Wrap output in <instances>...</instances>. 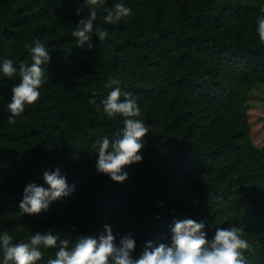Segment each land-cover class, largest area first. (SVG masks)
Instances as JSON below:
<instances>
[{"label":"trees","instance_id":"16d2710c","mask_svg":"<svg viewBox=\"0 0 264 264\" xmlns=\"http://www.w3.org/2000/svg\"><path fill=\"white\" fill-rule=\"evenodd\" d=\"M124 2L132 14L108 24L99 12L95 27L108 36L93 34L92 47H81L71 31L87 15L77 12L83 0H0V57L30 63L27 45L37 37L51 55L39 99L13 123L7 104L19 75L0 79V231L19 240L53 229L74 240L108 223L114 234L134 235L138 257L148 240L170 244L175 219L191 217L209 237L217 226H243L249 264H264V146L252 139L249 114L264 86L256 33L264 0ZM112 75L151 127L142 161L126 166L123 182L96 169L95 140L123 126L102 111ZM56 166L75 186L50 205L62 214L22 216L24 187L47 186L43 173Z\"/></svg>","mask_w":264,"mask_h":264},{"label":"clouds","instance_id":"9594fccd","mask_svg":"<svg viewBox=\"0 0 264 264\" xmlns=\"http://www.w3.org/2000/svg\"><path fill=\"white\" fill-rule=\"evenodd\" d=\"M81 10L87 15L71 31L74 43L81 47L86 42L92 47L93 34L101 41L108 36L107 29L95 27L99 12L104 13L99 18L108 24H118L133 12L124 0H114L110 7L107 0H83L82 9H77L78 14ZM256 33L264 41V12L256 17ZM27 52L31 62L26 58L19 62L18 67L12 58L0 57V79L19 75V82L12 87V100L7 104L11 113L7 118L9 123L15 122L16 117L24 112L26 104L39 99L45 79L42 66L51 60L49 48L39 37L27 45ZM121 84L119 75L110 76V90L101 105L108 118L123 117V126L112 136L103 135L94 142L98 153L97 171L110 175L117 182L128 178L127 165L142 161V138L151 131L150 125L138 118L141 108L134 94ZM43 179L47 186L31 182L24 187L19 201L22 216L47 211L53 201L75 191V186L69 184L59 166L45 170ZM205 227L204 221L191 217L177 218L170 226L171 243L148 240L138 257L133 255L137 244L134 235L131 232L114 234L108 223L103 225L99 234L79 233L74 240L53 229L31 231L26 238L14 240V236L5 229L0 231V264H36L48 249H55V253L54 257L47 259V264H249L245 250L250 248V244L244 237L243 226L235 223L228 227L217 226L211 237Z\"/></svg>","mask_w":264,"mask_h":264},{"label":"rangeland","instance_id":"374dc122","mask_svg":"<svg viewBox=\"0 0 264 264\" xmlns=\"http://www.w3.org/2000/svg\"><path fill=\"white\" fill-rule=\"evenodd\" d=\"M256 100H259L258 103ZM252 109L249 111L250 121H251V136L254 143L260 147V145L264 144V86H259L254 90L253 100L251 102ZM5 191L0 190V194ZM44 213L60 215V212L56 210H47ZM43 213V214H44Z\"/></svg>","mask_w":264,"mask_h":264},{"label":"crops","instance_id":"0c3cea01","mask_svg":"<svg viewBox=\"0 0 264 264\" xmlns=\"http://www.w3.org/2000/svg\"><path fill=\"white\" fill-rule=\"evenodd\" d=\"M256 101H257V103H258L259 100H256ZM263 146H264V144L260 145V147H263ZM258 147H259V146H258Z\"/></svg>","mask_w":264,"mask_h":264}]
</instances>
